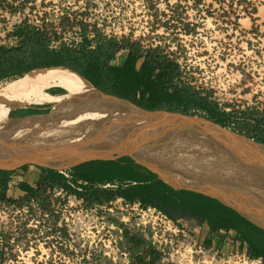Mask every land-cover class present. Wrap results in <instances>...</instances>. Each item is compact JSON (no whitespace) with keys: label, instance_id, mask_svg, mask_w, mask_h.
Segmentation results:
<instances>
[{"label":"trees","instance_id":"16d2710c","mask_svg":"<svg viewBox=\"0 0 264 264\" xmlns=\"http://www.w3.org/2000/svg\"><path fill=\"white\" fill-rule=\"evenodd\" d=\"M8 1L0 0V9L7 8L10 14L21 13L23 18L13 26L12 31L7 33L16 37V44L0 45V82L18 78L34 68L64 66L101 91L127 99L143 109L197 115L264 144V109H256L254 106L236 110L221 108L209 94L195 89L183 77L182 66L178 59L172 58L171 54L165 51L164 46L144 47L139 40L126 36L110 37L97 31L91 34L88 29L90 23L85 17L79 22L80 37L77 43L67 45L62 42L57 48H52L51 42L55 33L48 31L46 26L38 27L30 22L23 13L24 3H21V6L8 4L4 7L3 3ZM201 2L202 0H196L193 7L198 8ZM218 2L226 3L225 0ZM227 6L229 11L226 13L232 14V18L224 21L225 23L231 24L236 30L240 25V18L248 17L252 23V31L258 32L259 28L256 24L258 18L255 16L257 5L253 0H238L235 4L229 3ZM175 7L181 5L177 3ZM207 12L211 14L210 11ZM156 17L157 13H150L149 21H153ZM180 20L184 34H195L198 25L186 21V15H182ZM157 28L167 32L168 21H158V25L155 26V29ZM226 28L223 27L224 30ZM121 50L126 51L124 58L117 56ZM44 93L55 95L66 94L67 91L63 88H48ZM50 109L51 104H36L24 110L21 108L10 112V116L47 113ZM96 162L103 161L88 163ZM107 163H109L107 167L94 164L83 171L76 170L74 177L81 178L86 182L85 184L75 183V178L72 183H68L66 177L57 170L38 167L40 172L35 187L22 181L10 184L9 179L13 171L0 169V202L22 207L34 201L42 210H50L48 188L52 191L62 189L64 193L83 200L89 208L107 206L118 198L129 204L137 200L142 206L156 207L175 221L178 219V214L184 218H194L198 222L205 221L212 233L222 230L227 235L229 230H234L235 239L245 244L246 254L250 257H262L264 260L263 228L235 211L230 210L229 214L220 211L217 205L221 203L216 199L189 190H176L157 179L155 173L149 172L147 176L141 174L140 170L145 167L135 163L128 156ZM27 167L28 165H24L22 169ZM114 181L116 182L114 190L103 187L106 182L113 184ZM8 190L11 196H8ZM104 214L108 224L115 225L123 231L122 240L117 242L118 247H125L129 253L131 251L135 253L146 243L142 235L129 236L123 221L112 217L108 211ZM57 224L55 218L54 226ZM58 230L63 236L67 235L64 228ZM56 232L51 230L46 234L53 236ZM148 233L151 236L149 229ZM1 238L9 244V237L5 233L0 232V240ZM149 242V249L143 255H131L134 259L129 260V264H145L144 255L149 257V264L158 263V251L151 245L150 240ZM16 244H20L24 251L28 249L27 244H22L19 239H16ZM129 244L132 245L130 250L127 248ZM3 250V246L0 245V259L3 257ZM107 261L111 262L108 259Z\"/></svg>","mask_w":264,"mask_h":264},{"label":"rangeland","instance_id":"374dc122","mask_svg":"<svg viewBox=\"0 0 264 264\" xmlns=\"http://www.w3.org/2000/svg\"><path fill=\"white\" fill-rule=\"evenodd\" d=\"M195 1L10 0L3 6L24 3L23 13L30 22L38 27L46 26L48 31L55 33L52 48L62 42L77 43L79 22L85 17L90 23L91 34L97 31L110 37L126 36L139 40L144 47L164 46L172 58L178 59L183 77L195 89L209 94L221 108L236 110L254 106L264 109V0H253L259 7L255 15L258 32L252 31L248 17L240 18L236 30L224 22L232 18V14L226 13L229 11L227 4H235L238 0H225L226 3L202 0L198 8H194ZM177 3L181 7H175ZM150 13H157L151 22ZM182 15H186V21L198 25L195 34L182 32ZM22 18L21 13L11 16L0 12V45H14L7 33ZM158 21H168L169 30L155 29ZM125 55V50L117 54L120 58ZM5 82H0V86ZM71 95L67 91L60 101ZM145 165L155 171L150 164ZM172 173L178 174L177 171ZM199 177L201 174L185 179L207 193L206 183ZM165 181L177 187L175 182ZM47 195L50 210H42L36 202L22 207L0 202V232L9 237V244L4 238L0 240L4 249L0 264H125L127 256L114 247L121 233L115 225L106 222L104 213L108 211L132 228L143 222L137 210L120 201L89 208L73 195L52 190L47 191ZM55 218L58 224L54 226ZM59 228H64L67 235L63 236ZM51 230H56V234H46ZM16 239L27 244L28 249H21Z\"/></svg>","mask_w":264,"mask_h":264},{"label":"water","instance_id":"95a60500","mask_svg":"<svg viewBox=\"0 0 264 264\" xmlns=\"http://www.w3.org/2000/svg\"><path fill=\"white\" fill-rule=\"evenodd\" d=\"M89 85L88 94H72L58 103L45 102L51 104L47 113L11 117V110L30 103L9 108L0 121V169L30 164L59 170L44 161L73 151L89 156L70 168L94 159H134L131 153L182 144L209 155L217 165L232 166L236 177L244 178L264 197L263 143L206 118L146 110ZM47 136L56 139L52 146L34 145Z\"/></svg>","mask_w":264,"mask_h":264},{"label":"bare ground","instance_id":"6f19581e","mask_svg":"<svg viewBox=\"0 0 264 264\" xmlns=\"http://www.w3.org/2000/svg\"><path fill=\"white\" fill-rule=\"evenodd\" d=\"M52 85L61 86L70 94H88L90 91L87 81L65 67L33 69L1 84L0 112L3 116L0 115V121L4 120L9 108L17 105L40 102L58 103L61 96H50L44 93ZM55 141L54 137L47 136L34 145L50 147ZM131 155L138 162L150 164L160 178L186 186L198 188L196 185L189 184L185 178H193L196 174H201L199 178L206 183L208 194L211 193L222 202L235 207L264 228V197L256 193L244 178L236 177L234 175L236 170L232 166L220 163L217 165L209 155L182 144L162 145L151 150L134 152ZM83 158H89V156L73 151L48 159L44 163L61 170L67 168L69 163ZM172 171H177L178 174ZM210 174L211 176H206Z\"/></svg>","mask_w":264,"mask_h":264},{"label":"built area","instance_id":"2783aa9c","mask_svg":"<svg viewBox=\"0 0 264 264\" xmlns=\"http://www.w3.org/2000/svg\"><path fill=\"white\" fill-rule=\"evenodd\" d=\"M0 12L11 16L20 14H10L7 8L0 9ZM10 37L15 45L16 37ZM223 109L229 110V108ZM57 191L64 193L62 189ZM117 201L122 202L126 207L137 210L143 219L141 226L151 231V245L159 254L157 264H264L262 257H250L240 249L225 251L221 246L214 245L209 239L200 238L190 226L180 225L178 220H172L156 207L142 206L139 202L129 204L121 198ZM214 234L219 237L226 236L222 230ZM155 237H158L159 240L156 241ZM148 260L149 257H146L145 264H149ZM125 264H129V261L127 260Z\"/></svg>","mask_w":264,"mask_h":264},{"label":"crops","instance_id":"0c3cea01","mask_svg":"<svg viewBox=\"0 0 264 264\" xmlns=\"http://www.w3.org/2000/svg\"><path fill=\"white\" fill-rule=\"evenodd\" d=\"M258 9H259V7L257 6V13H258ZM124 57H121V58H124ZM49 88L61 89L63 87L57 86V85H52ZM63 89L65 90V88H63ZM47 95H49V94H47ZM63 95H65V94H57L56 93L54 96H63ZM50 96H52V95H50ZM40 103H41L40 105H45V102H40ZM32 105H36V104L31 103L30 105H25L23 107L21 106L20 108L13 109L10 112L16 111V110L21 109V108H22V110H24V109H26V108H28V107H30ZM28 115H30V114H28ZM22 116H26V115H22ZM15 117H20V116H15ZM121 157H125V156H121ZM121 157H118V158H115V159H94V160H89V161L77 164V165H75L73 167H70V168H67V169L60 170V168H58L59 170H57V171L59 173H62V175H64L66 177L68 183H72L73 179L75 178L74 174L77 172L76 170H78V171L82 170L83 171L88 166H92L94 164H95V166H106L107 167L108 164H109V163H107V161H112V160L114 161V160H117V159H119ZM132 160H134V159H132ZM79 161H81V160H78V161H75L73 163H70L68 165V167L70 165H72V164H75V163L79 162ZM90 161H103V162L88 163ZM134 162L137 163V164H140V163L136 162L135 160H134ZM27 165H28V167L25 168V169H22L23 166H21V167H19L17 169H14V170H8V171H13L12 174L10 175V179H9V183L10 184H16L17 182L22 181L23 183H26V184L30 185L31 187H35L36 186V183L38 181V174L40 172V169L38 167H40V166L30 165V164H27ZM140 165L144 166L142 164H140ZM144 167L146 169L145 168L141 169L140 170L141 174L147 176L149 174V172L155 173L157 179H160L164 183L171 185L170 183L166 182L164 179L160 178L158 173H156L155 171H153L149 167H146V166H144ZM45 168H48V167H45ZM49 169H52V168H49ZM54 170H56V169H54ZM76 178L74 180L75 183H83V184L86 183L81 178H78V179H76ZM112 183L113 184H111L110 182L109 183L106 182L105 184H103V187H106L108 189H113L114 190L116 188V182L114 181ZM175 185L177 187H175L173 185H171V186L174 189H176V190H179V189L189 190V191L197 192V193L203 194V195H205L207 197L216 199L217 201H219L221 203L220 205L219 204L217 205L218 206L217 208H219L220 211L225 212L226 214H229V212H231L230 210L235 211L240 216L246 218L247 220H249L253 224L261 227L260 225H258L254 221H252L250 218H248L245 214H243L238 209H236L235 207L230 206V205L222 202L218 197H215V196H213L211 194L203 192L199 188H196V187H193V186H186V185H183V184H180V183H175ZM49 190L50 189L48 188V191ZM15 191H17V188L15 189ZM7 194H8V196H11L10 190H8ZM115 201H117V199ZM113 202L114 201L110 202V204L113 203ZM136 202H139V201L136 200L134 203H136ZM222 205H224V206H222ZM148 206H150V205H148ZM177 217H178L177 220L179 221L180 225H188V226H190V228H192L193 230H195L197 232V234L200 236V238L209 239L211 242L214 243V245L221 246L223 248V250L228 251V250H233V249H240V250L244 251L245 244L242 241H240L238 239H235L236 232L234 230H229L225 237H219V236H217L216 234H214V233H212L210 231L209 226H208V224L205 221L198 222V220H196L194 218H191V217H185L184 218V217H181V215H179V214H178ZM124 224H125L126 230L128 231V235L129 236H132V235H135V234H139V235H142V237L146 240V243H144V245H142L135 253H133L131 251V253H133V254L129 253L125 249V247L124 248L118 247L117 243L114 245V247L116 248V251L118 253H124V255L127 256L128 261L129 260L133 261L134 258L131 255H143V253H145L149 249L150 236H149V233H148V229L144 228L143 226H137V227L130 228L128 226V224H126V223H124ZM117 228H118V231L121 233V235L118 236V239H119L118 241H121L122 240L121 238H122L123 231H122L121 228H119V227H117ZM261 228H263V227H261ZM127 248L130 250L132 248V245L131 244L127 245ZM144 257H148V256L144 255Z\"/></svg>","mask_w":264,"mask_h":264},{"label":"flooded vegetation","instance_id":"af4514ba","mask_svg":"<svg viewBox=\"0 0 264 264\" xmlns=\"http://www.w3.org/2000/svg\"><path fill=\"white\" fill-rule=\"evenodd\" d=\"M66 95V94H65ZM64 96V95H63Z\"/></svg>","mask_w":264,"mask_h":264}]
</instances>
